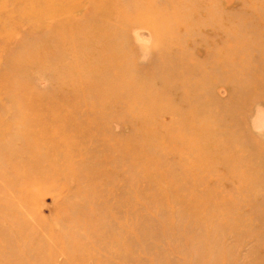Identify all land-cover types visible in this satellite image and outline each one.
Listing matches in <instances>:
<instances>
[{
    "label": "rangeland",
    "instance_id": "rangeland-1",
    "mask_svg": "<svg viewBox=\"0 0 264 264\" xmlns=\"http://www.w3.org/2000/svg\"><path fill=\"white\" fill-rule=\"evenodd\" d=\"M0 264H264V0H0Z\"/></svg>",
    "mask_w": 264,
    "mask_h": 264
},
{
    "label": "bare ground",
    "instance_id": "bare-ground-1",
    "mask_svg": "<svg viewBox=\"0 0 264 264\" xmlns=\"http://www.w3.org/2000/svg\"><path fill=\"white\" fill-rule=\"evenodd\" d=\"M86 25H89L86 24ZM116 34V33H109L108 30L106 29H98L94 26H88V27H85V26H79L78 30H77V35L78 36H89L90 39H92V41H99L100 43V46H102L103 44V50L104 52H107L108 49L109 50H115L114 47H113V40H112V37L113 35ZM108 35H112V37L110 39H108ZM106 37V38H104ZM104 38V39H103ZM103 39V40H102ZM98 46H93L91 47L90 49H87L85 48L86 52H92L94 51Z\"/></svg>",
    "mask_w": 264,
    "mask_h": 264
}]
</instances>
